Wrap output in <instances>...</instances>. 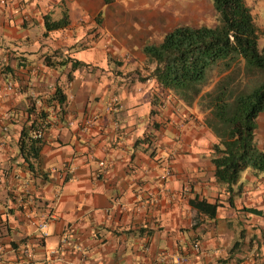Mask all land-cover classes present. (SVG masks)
Returning a JSON list of instances; mask_svg holds the SVG:
<instances>
[{
	"label": "crops",
	"instance_id": "0c3cea01",
	"mask_svg": "<svg viewBox=\"0 0 264 264\" xmlns=\"http://www.w3.org/2000/svg\"><path fill=\"white\" fill-rule=\"evenodd\" d=\"M158 2L0 1V240H264V171L230 193L204 113L151 74L143 47L187 12ZM33 100L47 113L30 169L18 139ZM255 139L264 150V109ZM0 264H264V241H0Z\"/></svg>",
	"mask_w": 264,
	"mask_h": 264
},
{
	"label": "trees",
	"instance_id": "16d2710c",
	"mask_svg": "<svg viewBox=\"0 0 264 264\" xmlns=\"http://www.w3.org/2000/svg\"><path fill=\"white\" fill-rule=\"evenodd\" d=\"M212 7L215 24H176L160 42L146 44L143 50L160 88L204 113V123L217 139L212 143L214 176L233 193L242 170L264 171V150L255 139L256 116L264 109V45L258 48L264 29H259L245 0H212ZM67 23V13L57 20L45 17L46 29ZM78 64L76 60L72 67ZM55 98L60 105L64 102L61 86L55 87ZM28 112L18 148L31 169L40 157L47 110L33 100ZM37 130L41 136H35ZM194 205L213 213L217 203Z\"/></svg>",
	"mask_w": 264,
	"mask_h": 264
},
{
	"label": "rangeland",
	"instance_id": "374dc122",
	"mask_svg": "<svg viewBox=\"0 0 264 264\" xmlns=\"http://www.w3.org/2000/svg\"><path fill=\"white\" fill-rule=\"evenodd\" d=\"M155 3H162L166 5H175L178 9L184 8L187 10L182 12L181 17L178 21H182L192 25H213L216 23V15L212 7V0H191L190 6L186 5L183 0H154ZM245 2L250 5L251 12L253 14L254 20L258 25L259 29L262 31L264 29V0H245ZM124 3V0H122ZM264 45V34L261 33L258 38V48ZM241 174V173H240Z\"/></svg>",
	"mask_w": 264,
	"mask_h": 264
},
{
	"label": "built area",
	"instance_id": "2783aa9c",
	"mask_svg": "<svg viewBox=\"0 0 264 264\" xmlns=\"http://www.w3.org/2000/svg\"><path fill=\"white\" fill-rule=\"evenodd\" d=\"M0 1H4V0H0ZM35 136H41V131L40 130H37L36 131V133H35ZM40 226L43 228V227H45L46 226V221H43V222H41L40 223ZM193 248L195 249V250H197L198 249V245L197 244H194L193 245ZM176 260L177 261H180V260H185V258L184 257H177L176 258Z\"/></svg>",
	"mask_w": 264,
	"mask_h": 264
}]
</instances>
